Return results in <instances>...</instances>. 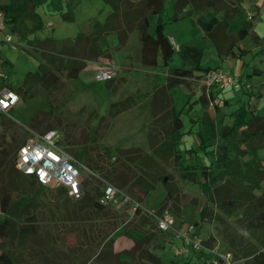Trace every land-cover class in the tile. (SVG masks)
<instances>
[{"label":"trees","instance_id":"16d2710c","mask_svg":"<svg viewBox=\"0 0 264 264\" xmlns=\"http://www.w3.org/2000/svg\"><path fill=\"white\" fill-rule=\"evenodd\" d=\"M47 1L0 0L7 31L21 44L24 56L38 63L37 71L27 73L20 84H8L22 102L40 96L50 105L49 111H39L31 119L27 137L16 136L9 125L14 119L12 116L0 115L3 128L0 134V174L4 179L0 183V264H164L156 253L162 248L160 231L155 230L154 218L143 215L141 209L135 215L141 218L142 225H148V229L131 249L116 252L114 236L124 227L125 221L119 209L100 205L102 188L85 179L84 195L74 199L67 189L44 187L34 176L25 175L16 167L19 150L30 137L29 130L43 134L66 128L59 118L61 106L55 100L67 89L65 80L79 79L89 63L102 59L114 61L109 38L115 35L117 49H123L135 31L139 33L142 65L157 67L161 57L168 69L166 83L155 87L151 95L149 151L112 148L99 142L110 120L137 104L138 99L134 95L110 105L107 117L97 119L92 139L79 144L68 136L67 150L93 172L119 188L127 189L142 205L162 183L166 197L154 213L171 212L182 226L185 222H179L180 190L170 176L158 170L150 172L144 169L142 176L132 180L125 175V170L129 163L151 169L163 158H172L180 163L183 159L178 150L180 140L186 134H195L199 138L200 149L214 156V164L206 166L197 162L188 165L180 178L201 189L208 202L217 207L218 213L214 218L220 223H228L230 218L240 215V222L254 240L249 242L244 253L253 258V264H264V158L261 156L264 151V115L251 110L248 104H242L230 114L231 123L218 131V123L209 112L218 97L214 96L216 87H206L197 101L201 104L198 118H190L192 127L187 133L183 132L182 112L174 107L171 90L179 85L190 89V80H202L212 68L202 67L203 50L186 45L177 52L165 33L167 24L193 17L198 12L204 13L198 24L219 56L223 60L242 58L250 52L241 45L242 42L252 33L254 40L260 39L253 22L243 26L236 35L229 34L230 20L240 13L245 0H176L173 16L167 15V0H102L111 8L106 21L90 19L88 30L79 33L75 39L43 36L46 24L38 9ZM258 1L249 0L256 12L260 11ZM79 3L73 0L67 3L66 11L60 13L64 22L75 21V9ZM150 15L157 17L154 34L149 32ZM176 53L181 55L183 67L172 66ZM263 53L264 46L259 54ZM0 59L10 79L14 64L8 59L3 60L1 55ZM217 92L219 94L221 90L217 88ZM195 126L209 127L210 137L206 138L202 130L193 133ZM219 137L224 144L215 151L211 150L212 140ZM247 157L249 159L245 160ZM210 210V206L202 210L201 222L212 219ZM125 211L130 213L127 209ZM193 225L199 234L198 223ZM169 235L174 238L172 233ZM71 236L75 237L74 244L68 243ZM202 241L209 247L214 245L213 239ZM170 264H192V260H173Z\"/></svg>","mask_w":264,"mask_h":264},{"label":"rangeland","instance_id":"374dc122","mask_svg":"<svg viewBox=\"0 0 264 264\" xmlns=\"http://www.w3.org/2000/svg\"><path fill=\"white\" fill-rule=\"evenodd\" d=\"M73 1H80L75 9V21L73 23L64 22L60 15V12L66 11L67 0H48L40 6L38 13L45 24L49 22L54 24V28L50 29L46 27L42 32L43 36L50 35L56 39H75L79 33L88 30L90 19L96 18L100 22H105L111 11L110 6L102 0ZM175 1L167 0L166 2L168 16L174 15L173 5ZM249 7L252 8L249 0H245L240 13L230 20L229 34L236 35L249 22L255 24V30L261 36L260 39L258 41L254 40V34L252 33L242 42V46L250 51L244 56L246 62L243 66L253 69L254 73L255 71H260V68L264 70V53L259 54L264 46V6L259 13L254 11V8H252L254 9L253 12L249 11ZM156 22V17H152V24L149 29L151 34L155 32ZM165 33L168 36H173L176 44L181 47L188 44L197 46L203 50V68L210 67L215 69L219 67L230 74H234L240 65H242L236 60H223L212 41L202 35L203 30L197 24L194 17L167 24ZM109 42L114 61L102 59L97 63H89L87 69L80 74L79 79L75 81L65 80L67 89L57 95L55 99L56 103L61 106L62 113L59 114V118L66 126L65 129H59L63 134L64 140L62 144L65 147L68 136L79 144L92 139V132L93 128L97 125V119L103 116L107 117L112 103L128 95H134L138 99L135 106L141 105L147 97H151L155 87L166 83L168 69L164 66L161 57L159 58L157 67H145L140 62L139 50L141 46L137 31L131 35L128 42L129 46H125L123 49H117L118 39L115 35L109 38ZM1 56L3 60L8 59L14 64L9 79V82L13 85L20 84L27 73L36 72L38 69V63L33 59L25 57L20 49L13 50L11 47L5 45L1 49ZM109 63L116 65L120 69L117 78L110 83L98 82L96 80L97 72L100 69L108 68L110 66L108 65ZM172 66L183 67V61L179 53H176ZM126 67H129V69H125ZM240 80L244 81L243 76L240 77ZM258 80L264 81V74L254 75L253 81L256 82ZM190 83V89L184 85H179L171 90L174 107L178 112H182V119L185 123L183 132L185 133L192 127L190 118H193V116L197 117L201 109V104L197 101H199L202 93L207 90L202 80H190ZM107 85L109 86L107 87ZM243 88L244 91H247L249 108L258 111L264 105V85L261 86V83H253L248 88V84H244ZM214 93L218 95L215 88ZM215 101L214 105H211L209 112L217 121L218 130L220 131L231 119L228 112L235 111L238 108V104L231 105L226 110V114H221V110L225 107V104L215 103ZM251 101L252 103H250ZM144 105L146 104H142L139 106L140 108L120 114L113 120H110V125L103 133V137L99 142L112 148H141L148 152L149 136L148 132L144 131V127L149 121V115L146 111L147 105L146 107ZM190 107L193 109H190ZM49 110L50 105L43 97H35L26 103L21 100V103L11 111V116L14 119H12L9 125L17 137H27L28 129H31L29 126L31 119L39 111ZM260 114L264 115V111H260ZM198 129L204 132L206 138L210 137L211 129L209 127H198ZM2 131L3 128L0 125V134ZM212 144L217 146V139L212 140ZM193 146H196L197 150H194ZM199 146L200 141L196 135L191 136L186 134L178 145L179 153L183 155L180 163L174 162L172 158H163L159 159L156 167L151 169L142 165L129 163L125 170V175L133 180L138 176H142L143 170L147 169L150 172L158 170L160 173L170 176L173 183L180 190L181 215L179 216V222H185L183 225L198 223L199 237L201 239H213L214 245L219 246L224 252H231L239 264H253V258L247 257L244 249L249 246L250 241L254 240L249 235V232L244 229L243 223L240 222V215L237 214L230 218L228 223H220L214 218L218 213L217 207L213 203L208 202V198L201 189L197 185L187 183L180 178L184 168L188 165L197 162H201L206 166L214 164V156L206 154ZM190 150L192 152H189ZM261 156L264 158V151L261 153ZM248 159L249 157L245 160ZM17 161L18 157L16 158ZM85 179L102 188L101 183L92 176L84 174L83 180ZM2 182H4V179L2 174H0V183ZM131 195L136 198L133 194ZM257 195H260V193L257 192ZM165 197L166 190L162 183H160L144 203L145 211L154 212L155 208L159 206ZM207 206L211 207L209 214L212 219H208L207 222H201V212ZM119 210L123 214L125 223L124 227L119 229L114 237L119 242V247L124 249L141 239L144 231L148 229V225H142L141 218L126 212L125 208ZM143 215L150 216L147 212H144ZM155 230L158 232V229ZM158 234L161 236L163 248L157 250L156 253L162 257L164 264H170L173 260L185 261L193 257L203 258V255L188 248L185 253L186 257L179 259L175 256L167 241V238H172V235H165L161 232H158ZM180 240L177 241V244L181 245L182 240ZM68 243L74 244L75 237L71 236Z\"/></svg>","mask_w":264,"mask_h":264},{"label":"built area","instance_id":"2783aa9c","mask_svg":"<svg viewBox=\"0 0 264 264\" xmlns=\"http://www.w3.org/2000/svg\"><path fill=\"white\" fill-rule=\"evenodd\" d=\"M4 15L0 11V50L7 45L13 50H19L21 44L7 31L4 24ZM47 28H54L49 22ZM177 52L181 46L176 44L175 38L170 37ZM119 68L110 65L100 69L96 74L98 82H110L117 78ZM207 88L216 87L220 90H241L244 84L235 76L220 68L210 69L202 79ZM6 67L0 60V115L5 114L11 118L10 112L20 103V96L10 88ZM30 131V137L22 145L18 153L17 169L21 173L34 176L44 187H63L67 189L70 197L80 199L84 195L83 176L88 174L97 179L102 185V195L99 203L102 206H113L117 209L125 208L132 215L141 209L154 218L158 231L164 234L172 233L174 239H181L186 247L200 252L203 255L204 264H239L231 252H224L219 246H207L193 224L179 226L175 216L171 212L156 215L154 212L145 211V208L133 196L119 188L103 176L93 172L86 165L76 159L62 144L64 137L59 130H50L43 134ZM186 250H178L182 255Z\"/></svg>","mask_w":264,"mask_h":264},{"label":"crops","instance_id":"0c3cea01","mask_svg":"<svg viewBox=\"0 0 264 264\" xmlns=\"http://www.w3.org/2000/svg\"><path fill=\"white\" fill-rule=\"evenodd\" d=\"M70 0H67V3L69 2ZM67 5V4H66ZM258 5L260 6V11H261V8L264 6V0H259L258 1ZM249 9V11H251V12H253V10L254 9H252V8H248ZM255 11V10H254ZM61 13V12H60ZM110 13H111V11H110ZM256 13V12H255ZM257 13H259V12H257ZM256 13V14H257ZM155 15H150L149 16V21H150V26H151V24H152V17H154ZM205 16V14L204 13H200V12H198V13H196L193 17L196 19V21H197V24H198V19L200 18V17H204ZM156 17V16H155ZM156 20H157V17H156ZM157 23V22H156ZM199 25V24H198ZM255 25V24H254ZM255 29H256V27H255ZM255 31V33L259 36V38L261 37L257 32H256V30H254ZM202 35L204 36V33H202ZM169 37H173V36H169ZM186 45H188V44H186ZM185 45V46H186ZM242 45V44H241ZM127 46H129V43L126 45V47ZM244 47V46H243ZM245 48V47H244ZM246 49V48H245ZM140 51V50H139ZM140 53V52H139ZM0 55H1V50H0ZM140 55V54H139ZM2 57V56H1ZM236 60L238 63H240V64H242V65H240V67L236 70V72L234 73V74H232L233 76H235L236 78H238L239 80H240V77H242L243 76V78H244V81H241L243 84H248V88H250V85L251 84H253V83H261V86L262 85H264V81H262V80H258V81H256V82H254L253 81V78H254V75H261V74H264V70H262L261 68H260V71H255L254 73H253V69H251V68H248V67H244L243 65H244V63L246 62L245 61V58L244 57H242V58H228L227 60ZM139 60H140V56H139ZM217 68H219V67H217ZM125 69H129V67H126ZM120 70V69H119ZM215 89H217V88H215ZM249 92V91H248ZM246 93H247V91H244V88H242L241 90H233V89H229V90H225V91H223V90H221V92H220V94H218V97H217V99H216V101H215V103H222V104H225V107L221 110V114H226V110L227 109H229L228 107H230L231 105H233V104H235V103H237L238 104V107L239 106H241L242 104H249V100H248V97H247V95H246ZM217 96V94L216 93H214V96ZM151 99H152V96L151 97H147L143 102L144 103H142V104H146L147 105V107H146V105H144L145 107H146V111H147V113H148V115H149V121L147 122V124L145 125V127H144V131H147V132H149V129H150V126H151V123H152V112H151ZM250 103H252V101L250 102ZM141 104V105H142ZM140 104H138L137 106H135V107H133V108H131L130 110H128V111H126V112H124V113H127V112H130V111H132V110H135V109H138V108H140L139 106H141ZM263 107H264V105L257 111L258 113H260V111H262L263 110ZM232 112H234V111H232ZM231 111L230 112H228V115H230L231 113H232ZM124 113H122V114H124ZM196 115V114H195ZM198 118V116L197 117H195V116H193V119H197ZM231 119H230V121L229 122H227V124H229V123H231ZM198 127L199 126H195L194 128H193V133H196V132H198ZM219 131V130H218ZM221 131V130H220ZM195 134H192L191 136H194ZM216 143V142H215ZM217 146L215 145V144H213L214 146H212L211 147V150H216L219 146H221V145H223L224 144V141H223V139L221 138V137H219V138H217ZM192 148H195L196 149V146H193ZM124 149V148H123ZM150 149V146H149V148H148V150ZM156 209V208H155ZM162 234H164V233H162ZM165 235H169V234H165ZM168 240V242H169V244H170V247L172 248V250L174 251V254H175V256L176 257H178L179 259H181V258H184V257H186L185 256V253H186V251L182 254V255H178V253H177V251L178 250H186V247L184 246V244H183V242L181 241V245L180 244H177V241H179V239L178 238H167ZM134 246V243L133 244H130L129 245V247H127V248H124V249H122V248H120L119 247V242L118 241H116L115 242V251L116 252H122V251H124V250H128V249H131L132 247ZM162 248H163V245H162ZM162 248H160V249H162ZM198 254H200V255H202V253H200V252H197ZM122 259H126L125 257H122ZM187 260H192V264H204V260H203V258H201V259H199L198 257H193V258H189V259H187ZM175 261H177V260H175ZM179 261H181V260H179Z\"/></svg>","mask_w":264,"mask_h":264}]
</instances>
